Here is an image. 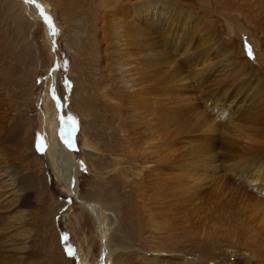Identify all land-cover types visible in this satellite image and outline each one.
Segmentation results:
<instances>
[{
	"label": "rangeland",
	"instance_id": "374dc122",
	"mask_svg": "<svg viewBox=\"0 0 264 264\" xmlns=\"http://www.w3.org/2000/svg\"><path fill=\"white\" fill-rule=\"evenodd\" d=\"M172 1L182 10L188 6L193 13L203 14L205 20L192 16L195 23L188 24L186 19H182L178 26L170 29L173 35L181 36L178 43L183 42L178 53L168 51L170 56L175 53L173 59L177 58L180 66L176 60L172 65L166 60L152 68L149 59L155 39H152V29L147 30L150 31L149 36H143L131 30V26L124 25L127 31L122 38L125 41L121 38L119 45H115L119 39L117 32L122 30L119 29L122 24L119 20L127 15H122L117 9L114 17L110 12L99 17L96 12L100 3L116 7L120 4L131 6L130 3L140 6L152 5V0H34L35 6L52 19L58 30L53 35L56 55L47 25L39 14L30 12L31 4L24 0H0V156H8V161L20 163L23 168L29 166L28 170H23L22 179L30 196L28 205L22 207V214L26 217H23L21 228L17 229L20 233L24 231L28 239L24 243L27 249L16 255L14 251L11 254L2 252L0 248V264H134L137 257L153 255L154 252L146 249L140 250L137 256L131 249H117L115 255L105 258L103 252L107 237L101 233L100 224L83 202L96 203L110 214L112 228L108 239L111 243L114 241L112 236L119 235L118 229L135 244V249L143 247L141 242L148 238L147 244L162 243L155 246L162 245L161 248L167 251L171 248V254L184 256L182 264H188L199 254L203 223L207 221L203 216L208 218L210 210L206 204L211 207L208 200L213 199L210 196L213 191L210 179L206 180L205 186L201 184L202 170L207 167L215 175L229 177L239 166L247 169L249 174L252 171L263 173L264 90L250 99V92L244 86L237 88L235 82L230 86L233 81L230 83L229 75L218 78L220 72H212L214 65L221 61L224 63L222 53L230 51L227 38H235L239 45L242 43L241 58L250 56L245 45L250 46L251 54H254L248 27L254 30L261 52L264 47V0H241L236 3L239 10L235 8L233 16L227 0H171L169 3ZM255 15H262V19L260 17L258 22ZM148 25L150 27V22L139 23L144 28ZM258 33H263V37ZM243 39L248 40L249 45ZM184 45H190L186 57L185 53L181 54ZM118 57L130 62L140 79L128 90H115L116 85L110 82L113 73H107V68ZM170 58L167 57L168 61ZM254 64L262 78L264 63L259 60ZM257 64H261L260 67ZM178 67H182L181 71ZM242 75L243 80L247 74ZM259 82L264 85V78ZM56 108L60 109L58 121H55ZM55 122H63L72 141L67 140L60 124ZM235 123L239 125L235 126ZM241 124L242 129L253 131L254 127L256 132L241 130L240 133L246 136L243 138L234 130L237 127L240 130ZM48 126L54 145L62 149L67 147L69 152L71 149L75 178L79 180L76 193L69 187L70 178L66 182L64 175L62 179L48 166L45 154V130ZM84 136L95 149L83 146ZM253 139L257 140L253 142ZM214 156L215 159L217 156L216 168L209 163ZM2 158L6 159L0 157V161ZM31 169L33 173L29 172ZM237 176L243 177V174ZM254 184L262 185L263 182L253 180L244 188ZM222 189H217V192L223 191L225 195L219 191V198L216 193L217 213L219 211L216 227H220L216 229L218 239L233 244L239 254L236 256L238 264H264V221H260V214L255 215L256 211L252 213L254 204L251 207V203L254 201L246 202L233 190L235 196L230 189L226 188V193ZM262 192L258 194L264 199ZM147 199L151 201V211L155 210L151 213L149 225L144 224L142 215L137 220L138 207ZM228 200L233 203L243 200V207L242 202L236 203L237 208ZM218 206L223 208L222 211ZM230 206L235 208L230 209ZM227 209L231 210V215ZM205 212L208 215H204ZM19 214L20 211L11 209L8 216L13 215L10 220L15 223ZM219 214L224 218L218 217ZM255 218H259L261 223H257ZM12 228L7 231V236L16 231ZM221 233L225 238L229 234L233 241L230 238L226 240Z\"/></svg>",
	"mask_w": 264,
	"mask_h": 264
},
{
	"label": "bare ground",
	"instance_id": "6f19581e",
	"mask_svg": "<svg viewBox=\"0 0 264 264\" xmlns=\"http://www.w3.org/2000/svg\"><path fill=\"white\" fill-rule=\"evenodd\" d=\"M171 0H157V1H153L152 0V5L151 4H143V5H138L137 4H134V3H130L131 6H126L124 4H120V5H117V7L113 4H109V3H100L101 5L99 9H97V15H99V17H102L105 13H108L110 12L111 15L116 16V13H125L127 15V17L124 15V18L122 20H119V19H115L117 20L116 22H120L121 25H119V29L121 31L117 32L119 33V39H116V42L114 43L115 45H119V40L124 36L125 37V34H126V31L127 29L125 28L124 29V25H128V26H131V30H135L137 31V33H140L141 35H147L149 36L150 35V31L147 32V30H149V28L152 29V39L155 38L153 41H154V44H152V47H153V51H152V54L149 56V59L151 61V65H152V68H155V67H158L160 65H162L166 60V63L167 64H171L174 62V60L176 59H173L175 58L176 56L173 57L174 54H172V56H170V54H168V51H174V52H177L178 53V50L179 48H181V45L183 44L182 43H178L179 42V38L181 36H178V35H173L172 32H171V28H175L177 25V23L179 21H181L182 19H186V22L189 24V22H193L195 23L196 20L193 19L192 16H198V19H203L205 20V16L203 18V14H195L193 13V11H191L192 9H188V6L186 9H180L178 8L177 5L173 4V1L172 3H169ZM241 0H227V3L228 5L227 6H230V14L233 16L234 13H232L233 10H235V8L238 6L236 5V3L240 2ZM102 2V1H101ZM221 2V0H220ZM249 2V1H248ZM78 3V1H77ZM28 4H31L30 6V12H33L34 14H39V8L37 6H35L33 3H28ZM184 4V3H183ZM222 4V3H221ZM218 5V4H217ZM34 8H33V7ZM79 6V5H78ZM191 6V5H190ZM189 6V8H191ZM224 6V4H223ZM236 6V7H235ZM181 7V6H180ZM240 8L242 6H239ZM245 7V6H243ZM76 8V7H75ZM33 9V11H32ZM116 9L118 11H116ZM238 9V8H236ZM248 9V8H246ZM194 10V9H193ZM239 10V9H238ZM241 10H244L243 8ZM255 11V10H254ZM90 12V11H89ZM256 12V11H255ZM253 12V13H255ZM43 14H45L44 12H42ZM180 13L182 14V17H180ZM198 13V12H197ZM238 13V12H237ZM257 14V13H255ZM47 15V14H46ZM91 15V14H90ZM230 15V16H231ZM254 15V14H253ZM252 15V16H253ZM259 15V13H258ZM48 16V15H47ZM235 16H236V13H235ZM251 16V18H253ZM256 16V15H255ZM262 16V15H261ZM259 16L257 17L258 19V22L260 19H262V17ZM261 17V18H260ZM250 18V17H249ZM260 18V19H259ZM111 19V18H110ZM200 19V20H201ZM256 19V20H257ZM113 20V19H112ZM114 21V20H113ZM145 22V23H149L150 22V27L149 25L147 26L148 28H144L142 26H139V23L141 22ZM115 22V21H114ZM118 22V23H119ZM262 20H261V24H262ZM47 23V21H46ZM107 23V22H106ZM245 23H247L245 21ZM251 23V22H249ZM255 23V22H254ZM257 23V21H256ZM255 23V24H256ZM112 24V23H111ZM179 24V23H178ZM248 24V23H247ZM264 24V23H263ZM262 24V25H263ZM108 25V24H107ZM110 25V24H109ZM108 25V26H109ZM191 25V24H190ZM49 26V24H48ZM103 26V25H102ZM113 26V25H111ZM239 26V25H238ZM261 26V25H260ZM188 27V26H187ZM248 27V26H247ZM110 28V27H109ZM241 28V27H240ZM264 29V27H262ZM118 29V28H117ZM234 29H237V28H234ZM247 29V28H246ZM248 29L250 30V40H251V43L254 45H252V52H254V54H251L249 56V58H241V55L239 53H242V43L241 45H239V43L237 41H234L235 38H227V44H228V47L230 49V51H226V52H223V62L224 63H217L216 65H214V69H213V72H216V74L218 72H220V74L218 73L217 76L219 78L220 75H225V76H222V77H227V75H229L230 77L229 80H230V83L232 82V84H230V86L233 85V83L235 82L236 84L234 86H236L237 88H239L240 86H244L249 93V97L250 99L253 98L254 96H258L256 94H260L262 92V90H264V85L263 84H260V80L262 78H264V74L262 75L263 77L261 78V75L259 77V75L257 74L258 72V67L254 64L256 63V61H261L264 63V47L263 49L261 50V52L258 50V46H257V39L254 35V30L252 31L249 27ZM108 30V29H107ZM106 30V31H107ZM231 30V29H230ZM240 30V29H238ZM248 30V31H249ZM116 31V30H115ZM237 31V30H236ZM261 32L262 29L260 30ZM173 32L175 33V31L173 30ZM243 32V31H242ZM258 32V30H257ZM255 31V33H257ZM109 33H111L109 31ZM133 33V32H132ZM232 33V32H231ZM248 33V32H247ZM115 34V33H114ZM113 34V35H114ZM129 34V33H127ZM234 34V33H233ZM240 34V33H238ZM242 34V33H241ZM263 33H261V35L258 33V35H260L261 37ZM140 35V36H141ZM236 35V34H235ZM257 35V34H256ZM142 36V37H143ZM233 36V35H232ZM239 36H242V35H239ZM244 36V35H243ZM113 37V36H112ZM260 37V38H261ZM128 37H126L127 39ZM141 38V37H140ZM259 38V39H260ZM264 38V37H263ZM262 38V39H263ZM136 39V38H135ZM122 40H124L122 38ZM121 40V41H122ZM133 40V39H132ZM236 40V39H235ZM239 40V39H238ZM241 40V39H240ZM249 40V41H250ZM261 40V39H260ZM125 41V40H124ZM188 41V40H187ZM243 41H245L243 39ZM248 41V40H247ZM247 41H245L246 44ZM102 42V41H101ZM118 42V43H117ZM117 43V44H116ZM120 43H123V42H120ZM125 43V42H124ZM136 43V42H135ZM146 43V42H145ZM144 43V44H145ZM151 43V42H150ZM169 43V45H167ZM186 43V42H185ZM244 43V44H245ZM263 43V42H261ZM109 44V43H108ZM138 44V43H137ZM159 44V45H158ZM188 44V43H187ZM107 45V44H106ZM121 45V44H120ZM149 45V44H148ZM249 45V44H248ZM122 46V45H121ZM124 46V45H123ZM190 46V45H189ZM188 45H184V49L182 50L183 53H185V57H186V52L188 47ZM224 46V45H223ZM263 46H264V43H263ZM54 47V46H53ZM151 47V48H152ZM222 47V46H221ZM246 47V45H245ZM244 47V48H245ZM139 48V47H138ZM183 48V47H182ZM218 48V47H217ZM247 48V47H246ZM191 49V48H190ZM251 49V48H250ZM152 50V49H151ZM225 50V49H223ZM228 50V48H227ZM219 51V50H218ZM221 53V51H219ZM218 53V52H217ZM220 53H218L220 56ZM54 54L56 55V49L54 47ZM188 54V53H187ZM192 54H194V51L192 52ZM221 54V55H222ZM179 55V54H178ZM191 55V53H190ZM243 55V54H242ZM180 56H183V55H180ZM217 56V57H218ZM246 56V55H245ZM256 56V57H255ZM259 56V57H258ZM103 57V56H102ZM108 57V56H107ZM169 57H171V61H168ZM191 57V56H190ZM208 57V56H207ZM221 57V58H222ZM136 58V57H135ZM219 58V57H218ZM217 58V59H218ZM133 59V58H132ZM147 59V58H146ZM173 59V60H172ZM179 59V58H178ZM216 59V60H217ZM107 60V59H106ZM220 58L218 59V62H219ZM222 60V59H221ZM178 61V60H176ZM192 61V60H191ZM162 62V63H160ZM171 62V63H170ZM183 62V61H182ZM217 62V61H216ZM215 62V63H216ZM180 62H176V64H178V66H180L179 64ZM191 63V62H190ZM195 63V62H194ZM193 63V64H194ZM139 64V63H138ZM175 64V62L173 63ZM185 64V63H184ZM192 64V63H191ZM192 64V65H193ZM196 64V63H195ZM194 64V65H195ZM104 65V64H103ZM107 65V64H106ZM148 65V64H147ZM190 65V64H189ZM197 65V64H196ZM258 65V64H257ZM261 65V64H260ZM260 65H258L260 67ZM167 66V65H166ZM188 65H185V67H187ZM108 67V66H107ZM168 67V66H167ZM177 67V66H176ZM183 67V66H182ZM182 67H178L177 69H180L179 71H181ZM264 67V66H263ZM262 68V67H261ZM161 69V68H160ZM158 69V71L160 70ZM166 69V68H165ZM185 69V68H183ZM162 70V69H161ZM172 70V68H171ZM106 71V69H105ZM107 73L109 74L110 73H113L112 75V78H111V81L113 84L116 85L115 87V90L117 88H122V90H128L130 88H133L134 85H136L140 79L138 78V76H136L137 73H135L136 71V68L134 69L132 64L130 62H128L127 60H125L124 58H121V57H118L116 58V60H114V63L112 64V66L110 65L109 68H107ZM175 71V70H174ZM184 71V70H183ZM159 73V72H158ZM260 73V71L258 72ZM188 74V73H187ZM244 75V74H247L245 75V79H241V76L240 75ZM242 75V77H243ZM221 77V76H220ZM261 78V79H259ZM108 79V78H107ZM182 79V77H181ZM181 84V83H180ZM219 84V83H218ZM221 84V83H220ZM146 85V84H145ZM182 85V84H181ZM183 86V85H182ZM185 86V85H184ZM141 87V86H140ZM181 87V86H180ZM142 89V88H141ZM140 89V90H141ZM193 89V88H192ZM131 91V90H130ZM126 92V91H125ZM128 92V91H127ZM129 93V92H128ZM86 94V93H85ZM264 95V93L262 94ZM47 96V95H46ZM85 96V95H84ZM121 96V95H120ZM136 98V97H135ZM259 98V97H258ZM257 98V99H258ZM84 99V97L82 98ZM128 99V97L126 98ZM184 99V98H183ZM187 99V98H185ZM254 99V98H253ZM83 102V100H81ZM85 101V100H84ZM256 101V100H255ZM254 101V102H255ZM128 102V101H127ZM133 102V101H132ZM86 103V102H85ZM121 103V102H120ZM83 104V103H82ZM129 105V104H128ZM121 106V105H119ZM196 107V106H195ZM126 108V107H125ZM127 109V108H126ZM202 109V108H201ZM50 110V109H49ZM130 110V109H129ZM193 110V108H192ZM48 112V111H47ZM204 112V111H202ZM49 113V112H48ZM195 113V112H194ZM45 116V115H44ZM48 118V116H47ZM55 121L60 118V111H58V109L56 108L55 109ZM51 120V119H50ZM63 120V119H62ZM49 122V121H48ZM52 122V121H51ZM211 122V121H210ZM216 122V121H215ZM47 123V122H46ZM56 123V122H55ZM54 123V124H55ZM57 125H59L61 131L63 130L67 140L69 141H72V138L69 137V133L68 131L64 128L63 126V122H57L56 123ZM48 125V124H46ZM52 125V124H51ZM217 125V124H216ZM215 125V126H216ZM234 125V123H233ZM236 125H239V123H235V126ZM243 124H241V128L240 130L238 129L239 127L237 128H234L235 132H239L242 130L247 131V130H251V129H242V126ZM218 126V125H217ZM66 127V126H65ZM253 127V126H252ZM1 128V127H0ZM55 128V127H54ZM53 128V129H54ZM233 128V127H232ZM231 128V129H232ZM227 129V127H226ZM225 129V130H226ZM230 129V128H229ZM246 129V130H245ZM254 127H253V131H254ZM257 129V128H256ZM234 130H231V131H234ZM259 130V128H258ZM257 130V131H258ZM212 131V130H211ZM217 131V130H216ZM252 131V130H251ZM250 131V132H251ZM252 131V132H253ZM46 132V157H47V163H48V166L50 167V169L52 171H54L56 174L60 175L61 178L63 179V175H64V179L65 181L67 182L69 180V178L71 179V183H68L69 184V187L72 188V191H75L76 193V190H77V181H79L78 179L76 180L75 178V174H76V167H75V164H74V158L72 156V152H71V149H70V152L67 151V147L66 148H61L60 146L56 147V145H54V141L51 137V130H50V127L48 126L45 130ZM225 132V131H224ZM227 132H228V129H227ZM249 132V131H248ZM248 132L246 134H248ZM249 132V133H250ZM256 132V130L254 131ZM260 133H263L261 131H259ZM214 133V132H213ZM230 133V132H229ZM234 133V132H233ZM238 133V134H239ZM54 134V132H53ZM237 134V133H236ZM242 134V132L240 133ZM245 134V133H244ZM245 134V135H246ZM251 136L253 135V133H250ZM250 134H248V136H250ZM259 134V133H258ZM257 134V135H258ZM226 135V134H225ZM231 135L232 132H231ZM256 134H254V137H255ZM260 135V134H259ZM91 136V135H90ZM235 136V135H233ZM237 136V135H236ZM235 136V137H236ZM243 136V134H242ZM232 137V136H231ZM239 137L241 138V135H239ZM246 137V136H243V138ZM254 137H251V138H254ZM259 137V136H258ZM248 138V137H247ZM246 138V139H247ZM260 138V137H259ZM262 138V137H261ZM238 139V138H237ZM250 139V138H249ZM236 140V139H235ZM243 139L241 138V141ZM245 140V139H244ZM252 140V139H250ZM254 140V139H253ZM257 140V139H255ZM255 140L253 142H255ZM259 140V139H258ZM246 141V140H245ZM72 143V142H71ZM258 144L260 143L257 142ZM207 144V143H205ZM246 144H249V143H246ZM72 144H69V147H71ZM252 146V144H249ZM248 145V146H249ZM256 145V144H255ZM83 146L85 148H91V149H95V147L92 145V142H90V140L88 139L87 136H84V139H83ZM206 147L208 145H205ZM211 146V145H210ZM208 146V147H210ZM68 147V148H69ZM254 147V146H253ZM215 148V147H214ZM5 150V149H4ZM73 151V150H72ZM6 152V151H5ZM213 153V152H212ZM89 154V153H88ZM212 155V154H211ZM214 155V154H213ZM11 156V155H10ZM0 157H8V156H0ZM213 157V156H212ZM211 158V157H210ZM3 159V158H2ZM209 159V158H208ZM216 159H217V156H216ZM215 159V156L214 158H211V160L209 161V163H211V167L212 168H216V160ZM9 159L6 158V159H3L2 161H0V248L2 249V252L3 251H6V252H11V254L13 253L12 251H14L13 254H16V255H20L21 253H23L22 250H24L25 248V244L24 243H27L28 239L24 236V231H22L20 233V231H18L17 229L18 228H21L20 225H22V223L24 222V219L23 217H26L25 214L23 215L22 214V207L26 205H28V198L30 196H28V193L25 191L24 189V184H23V179H22V173H23V170H26L27 167L29 166H25L24 168L22 167V165L19 163V165L15 164V163H12L10 161H8ZM39 160V159H38ZM31 163V162H30ZM225 168H227L226 166H224ZM34 167H32L33 169ZM30 169V168H29ZM31 169V171H29L30 173H33L34 171ZM28 170V168H27ZM222 170V169H221ZM160 171V170H159ZM209 171H211L209 173ZM227 171V170H226ZM241 171V172H239ZM61 172V173H60ZM169 172V171H168ZM235 174L232 175L230 174L229 177H227L226 175L224 176V174H217L215 175L214 171L213 170H208V168L206 167L205 169L202 170L201 172V181H202V185H206L205 183L207 182L206 180L207 179H210L211 183H212V193L210 196H213V199H211L212 197H210L211 201H209V203L211 202V207L209 206V204H206L208 205L207 206V210H209V215H208V212L204 215H208V218L206 216H203V218L205 220H207L205 223H203L204 227H203V231L201 232V247L199 248V254L197 255V258L196 260L193 262H190L188 264H238L239 261L237 262V257L239 254L238 252H236V250L233 248V244H229L227 241L226 242H223L222 240L220 241L218 239V236L216 234V229L218 230V228H220L218 226V228L216 227V223L218 222L217 221V197L220 196L221 193H223V191H220L218 190V192L220 191L221 193H218L217 192V189L219 188H225V189H222V190H225L224 192L226 193V188L230 189V191L232 192V190L235 192L236 196L237 197H240V198H243L247 201H251L253 203H251V207H253V204H254V210L252 213H255L254 211H256L255 215L258 213L260 214V221L262 222V220L264 221V199L263 198H260L258 193H260L261 191L264 192V171L263 173L261 172H258L256 171L255 173H248V170L245 169L244 170V167H239L237 169H235L233 171ZM244 172V173H243ZM222 173V172H221ZM239 173L243 174V177H240V176H237ZM161 174V173H160ZM179 174V173H178ZM185 174V173H184ZM226 174V173H225ZM155 175V174H154ZM165 175V174H163ZM168 175V174H167ZM159 176V175H158ZM187 176V175H186ZM68 177V178H67ZM160 177V176H159ZM179 178V177H178ZM187 178V177H186ZM160 180V179H159ZM258 181V180H261L263 182L262 185H256L254 184V186H249L248 189L244 188L246 183H250L252 181ZM152 181L154 182L155 180L152 179ZM143 182V181H142ZM209 182V181H208ZM156 185H157V182H155ZM178 185V184H177ZM180 186V185H179ZM247 186V185H246ZM177 187V186H176ZM159 188V187H158ZM170 189V188H169ZM154 190V189H153ZM160 192V191H159ZM190 192V191H189ZM229 192V191H228ZM230 192V193H231ZM234 192L233 193V196L234 195ZM262 192V193H263ZM111 193V192H110ZM182 193V192H181ZM218 193V196L217 194ZM231 193V195H232ZM153 194V193H152ZM213 194V195H212ZM223 195H225L223 193ZM222 195V197H223ZM264 195V194H263ZM162 196V195H161ZM173 196V195H172ZM178 196V195H177ZM217 196V197H216ZM230 196V195H229ZM227 197V194H226V197L227 198H231L230 197ZM221 197V198H222ZM225 197V199H226ZM236 197V198H237ZM264 197V196H262ZM166 198V197H165ZM220 198V197H219ZM149 199V198H148ZM146 200L144 203H140L139 205V213H137V220L139 221V217L142 215L143 216V221H144V224L145 225H149L151 223V213L155 212V210L151 211V205H150V202L149 200ZM224 199V200H225ZM232 199H235L234 197ZM231 199V200H232ZM176 200V199H175ZM222 200L224 203L226 201ZM231 200H228L230 201L229 204H236L238 202H240V200L236 203H233V201ZM237 200V199H236ZM235 200V201H236ZM172 201V200H171ZM234 201V202H235ZM242 202V207H243V200H241ZM240 202V204H241ZM86 202H83V204L86 206L87 208V211L94 217V219L100 224V229H101V233L104 234V236L107 237L106 239V245H105V252L104 253V256L105 258H109L111 257V255H115L116 253H114L117 249H120V250H126V249H131L134 254L137 256L140 252V250L142 249H146V251H152L154 253H152L153 255L149 256V257H137V262H135L134 264H182V260H184V256H177L175 254H171L173 253L171 248H169V251H167L165 248H161L162 245H160L159 247L158 246H155V245H158V244H162V243H157V244H147V239L145 238V241L144 242H141L143 245L142 246H138L137 249H135V244H132L131 241L125 236V234H123L120 230H116V232H119V235H113V243L110 242V238L108 239V236L110 237V227L111 225V217H110V214L105 211L104 209H102L101 206L97 205L96 203H93V204H85ZM206 203V202H205ZM208 203V202H207ZM227 203V202H226ZM250 203V202H249ZM152 204V203H151ZM184 204V203H183ZM182 204V205H183ZM219 204V203H218ZM229 204H225V205H229ZM239 204V203H238ZM238 204H236L235 206H237V208L239 207ZM156 205V204H155ZM204 205V204H203ZM224 205V206H225ZM245 205H247V203H245ZM244 205V207H245ZM235 206L233 208H235ZM219 207V206H218ZM221 207V206H220ZM219 207V208H220ZM228 207V206H227ZM232 206H230V209H233L231 208ZM165 208V207H164ZM209 208V209H208ZM248 208V207H247ZM11 209H16L18 211H20L21 214H19V216H17V218L15 219H18L16 220V222H12V220H10V218L13 217H10L8 216V213ZM223 208H220V211H222ZM225 209V208H224ZM229 209V210H230ZM245 209V208H244ZM252 209V208H251ZM205 210V209H204ZM235 210V209H234ZM233 210V211H234ZM170 211V210H169ZM226 211V210H225ZM228 211V209H227ZM232 211V212H233ZM229 212V211H228ZM231 212V210H230ZM229 212V213H230ZM235 212V211H234ZM250 212V211H248ZM19 213V212H18ZM25 213V212H24ZM223 213L225 214V212L223 211ZM221 214V213H220ZM218 215V217L221 216V215ZM227 214V213H226ZM233 214V213H232ZM237 214V213H236ZM248 214V213H246ZM27 215V214H26ZM231 215V213H230ZM228 216V214L226 215ZM238 216V215H237ZM247 216V215H246ZM254 216V215H253ZM252 216V217H253ZM257 216V215H256ZM241 217V216H240ZM259 217V216H258ZM63 220H64V215L62 216ZM207 218V219H206ZM218 218V219H220ZM224 218V217H223ZM236 218V217H235ZM26 219V218H25ZM155 219V218H154ZM153 219V220H154ZM242 219V218H241ZM257 223H259L258 219L255 218ZM222 220V219H221ZM221 220H219L220 224H221ZM229 220V219H228ZM235 220V219H234ZM248 220V219H247ZM26 221V220H25ZM203 221V220H202ZM227 221V220H226ZM238 221V220H237ZM255 221V222H256ZM13 223V224H10V223ZM228 222V221H227ZM235 222V221H234ZM260 222V223H261ZM231 223V222H229ZM259 223V224H260ZM113 224V223H112ZM195 224V223H194ZM236 224V223H235ZM264 224V222L262 223ZM139 225V223L137 224ZM202 225V226H203ZM222 225V224H221ZM220 225V226H221ZM14 226V227H13ZM228 226V225H227ZM264 226V225H263ZM13 227V228H12ZM10 228H12V230H16L15 232H13V234L10 233L11 237L7 236V232ZM222 228V227H221ZM258 228V227H257ZM262 228V227H261ZM189 229V228H188ZM193 229V228H192ZM202 230V228H201ZM249 230V229H248ZM251 230V229H250ZM10 231V230H9ZM247 231V230H246ZM154 232V231H153ZM192 232V231H191ZM219 232H220V229H219ZM263 232V231H262ZM152 234V232H151ZM153 234H156L157 233H153ZM222 234V233H221ZM228 234V233H227ZM230 234V232H229ZM228 234V235H229ZM20 236V238H17V236ZM218 235L220 236V234L218 233ZM223 237L225 238V234H222ZM221 235V237H222ZM227 235V238H230L228 237ZM231 236V234L229 235ZM258 236V235H257ZM28 237V235H27ZM30 237V236H29ZM199 237V236H198ZM232 237V236H231ZM223 240L225 241V239L227 240V238H225ZM105 239V238H104ZM222 239V238H221ZM231 241L232 238H230ZM230 239L228 241H230ZM27 240V241H26ZM112 240V239H111ZM142 240V239H141ZM255 240V239H254ZM263 240V239H262ZM235 241V240H234ZM30 242V241H29ZM223 242V243H222ZM260 243V242H259ZM261 244V243H260ZM137 246V245H136ZM145 246V248H144ZM200 246V245H199ZM235 246V245H234ZM255 248V247H254ZM27 249V247L25 248ZM240 249V248H239ZM130 253V252H129ZM251 253V252H250ZM183 255V254H182ZM260 255V254H259ZM234 257H236V259L234 260ZM242 257V256H241ZM103 258V257H102ZM104 258V259H105ZM135 258V257H134ZM118 260V259H117ZM260 260V259H259ZM115 264V263H114Z\"/></svg>",
	"mask_w": 264,
	"mask_h": 264
},
{
	"label": "water",
	"instance_id": "95a60500",
	"mask_svg": "<svg viewBox=\"0 0 264 264\" xmlns=\"http://www.w3.org/2000/svg\"><path fill=\"white\" fill-rule=\"evenodd\" d=\"M24 2H25V0H24ZM26 3V2H25ZM33 4L35 5L36 3L35 2H33ZM42 12H44L43 10H41L40 8H39V17H41V19H43L44 20V22H45V24L47 25V31H48V36H49V40H50V42H51V44L54 46V42H53V35L54 34H52V28L50 27V26H48V23H46V20L44 19V15L45 14H43ZM59 61H57V63H58ZM59 101V105H61V101L60 100H58ZM60 109H61V107H60ZM60 109H58V111L60 110Z\"/></svg>",
	"mask_w": 264,
	"mask_h": 264
},
{
	"label": "snow or ice",
	"instance_id": "6c2138e0",
	"mask_svg": "<svg viewBox=\"0 0 264 264\" xmlns=\"http://www.w3.org/2000/svg\"><path fill=\"white\" fill-rule=\"evenodd\" d=\"M25 2H26V3H33L34 0H25ZM44 19L47 21V23L49 24V26L52 28V34H55L58 30L55 29V26H54V24H53V22H52V19H51L49 16H47V15H44ZM246 47H247V49H248L249 55H251V49H250V46H247V45H246ZM52 91H53V93H54V89H53ZM70 254H71V253H70Z\"/></svg>",
	"mask_w": 264,
	"mask_h": 264
}]
</instances>
